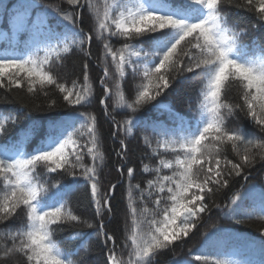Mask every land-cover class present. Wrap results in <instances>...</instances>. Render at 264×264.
<instances>
[{
  "label": "snow or ice",
  "instance_id": "snow-or-ice-1",
  "mask_svg": "<svg viewBox=\"0 0 264 264\" xmlns=\"http://www.w3.org/2000/svg\"><path fill=\"white\" fill-rule=\"evenodd\" d=\"M226 4L253 13L264 23V0H58L46 5L35 21L28 11L38 7L34 3L22 5L13 16L17 31L28 33L31 44L23 51H0V89L45 98L54 89L70 107L90 105L95 93L89 63L83 64V82L72 80L71 84L62 81L52 66L62 65L73 50L91 60L95 39L102 45L97 67L103 73L99 84L104 98L99 102L113 123L114 139L118 134L133 135L140 124L137 113L146 105L169 107L158 98L178 78L200 80L195 107H189L196 114L193 120L179 117L170 128L144 125L151 128L150 135L142 136L148 150L145 158L155 163L142 160L141 172L151 178L143 187L133 184L136 169L126 168L128 205L121 245L104 232L100 220L105 245H112L106 264H153L159 252L186 241L212 207H221L213 197L229 188L230 181L247 180L248 170L264 164V135L248 132L239 123L243 114L264 133V46L254 44L249 51L241 42L246 30L227 23ZM84 10L92 20L87 32L79 26ZM129 77L131 96L121 86ZM107 81H112L111 87ZM233 91L235 97L230 95ZM108 98L113 99L115 115L108 111ZM56 103L49 100L48 109ZM116 115L123 119L117 120ZM16 122L11 114L0 115V136ZM127 152L125 139L119 138L116 156L126 162ZM104 160L97 117L89 112L75 115L63 131L47 135L31 151L20 144L0 146V225L20 220L18 227L0 229V264H78L71 258L75 253L65 251L54 236L64 225L92 228L93 224L74 213L65 199L69 186L52 175L83 178L90 187L95 217L110 216L117 185L101 192ZM116 170L125 175L123 163ZM254 191L255 186L249 185L234 192L224 206L227 215L241 214ZM242 214L246 219L264 220V190L258 206L253 204ZM80 235L74 232L70 238ZM261 235L264 247V231ZM193 260L241 264L203 253Z\"/></svg>",
  "mask_w": 264,
  "mask_h": 264
},
{
  "label": "trees",
  "instance_id": "trees-1",
  "mask_svg": "<svg viewBox=\"0 0 264 264\" xmlns=\"http://www.w3.org/2000/svg\"><path fill=\"white\" fill-rule=\"evenodd\" d=\"M19 1L22 0H0V32L3 29L9 31L8 42L10 46H17L25 50L23 44L17 40L19 34L15 32V26L11 22L13 10L15 5H19ZM26 4H35L38 7H34V15L40 10H45L46 5L56 4L58 0H24ZM67 8V5H63ZM225 11L228 15V25L238 26L245 29V34L241 36V42L248 45L251 52L253 45L264 46V23L258 22L253 13L240 8H236L233 5H225ZM33 20V19H32ZM51 23L55 24V20ZM92 20L86 10L81 13V22L79 26L86 32L89 31ZM24 33V32H23ZM28 40L31 42L28 33H25ZM14 37V38H12ZM114 45L119 47V43L114 41ZM102 45L93 39L91 44L92 59L88 60L82 52L79 50H73L68 54L63 61L62 65L53 64L52 70L61 78L62 81H66L71 84L72 80H79L83 82L82 69L83 64L87 61L89 63V78L94 89V96L90 105L86 107H70L62 100V97L54 89L49 90V97L45 98L42 95L33 97L29 96L23 91L13 90L11 93H7L4 89H0V110L8 111L12 109L13 116L17 118L15 124H10V129L23 128L30 122L37 121L42 122V126L35 127L36 131L43 128L48 122L58 118L59 114L66 113L71 115H77L80 112H89L97 117L98 131L100 133L102 148L105 154L103 170L101 169V192H108L112 184H116L113 196L110 201L113 211L112 214L105 215L103 218L95 217V205L91 200L90 187L86 184L83 178L76 179L74 184L76 189L72 188V193L68 194L65 199L68 200L69 207L75 214L81 216L82 219L88 220L93 224L92 228H88L84 225H64L58 230L54 236V239L60 243L61 247L67 251L75 253L71 258L78 262V264H106L108 249L112 246L111 242L105 245L103 234L99 230L100 220L104 222V232H107L116 240L117 245L123 243L125 237V219L127 215V176L126 168L134 167L136 169L135 179L133 184L141 183L143 187L144 181L150 179L151 176L141 172V162L154 164L155 161H149L145 158V153L148 151L143 143L142 136L144 134H151V128H145V124H157L164 127H172L175 119L179 117L185 120L191 121L196 115L189 110L190 105L195 107V102L201 87L199 78L197 79H183L178 78L166 91V94L159 97L158 100L169 105V109H156L152 105H146L137 113V118L140 121L139 127L133 130L131 137L119 136V138L125 139L127 145V161H121L115 154L119 149V138L114 139L111 133L114 131L113 123L109 116L104 114V106L100 104V99L104 98V93L99 79L102 76L101 68L97 67L98 57L100 56ZM190 75V74H189ZM109 86H112V81H107ZM122 88L129 96L132 94L133 81L131 78H127L125 82H122ZM232 97L236 96V92L230 93ZM55 99L57 101L54 109H48L47 103L49 100ZM108 104V111L110 114L115 115L112 112L113 99L108 98L105 100ZM117 120L123 119L122 115H116ZM79 123V122H78ZM236 121L233 122L235 126ZM239 123L245 128L246 131L255 133L256 135H264L258 128L253 126L247 120L243 119V114H240ZM125 166V175L120 176L117 172V167L121 164ZM248 179L243 177H235L230 181V186L227 189L222 190L213 197L215 204L221 205L219 209L212 207L211 212L204 216L200 221L198 227L194 230L190 237L183 243H177L172 248L162 250L159 252L153 264H197L193 260L195 252L199 251L200 247L204 246L206 252L204 254L218 256L221 259L236 260L231 257L232 252H236L241 256H257L259 260L264 259V252L252 251L250 254L243 253L242 249L244 244H248L246 241H255L258 246H261L262 231H264V220L257 219L253 216L252 219H246L243 216V210H251L253 204L258 206L260 192L264 190V164L257 163L254 168L248 170ZM61 176L52 175V179H62ZM70 178V177H65ZM249 185L255 186V191L250 198L245 201L241 214L236 218L227 215L228 209L224 207L232 194L241 190V186L247 188ZM258 197V200H257ZM151 206V205H149ZM241 219L242 223H236V219ZM20 220L13 219L6 221L3 225H0V229L7 227H18ZM74 232H80L82 235L75 239L70 237ZM261 250V249H259ZM237 261V260H236ZM250 262V261H249ZM22 264V261H21ZM242 264V263H241ZM244 264V263H243Z\"/></svg>",
  "mask_w": 264,
  "mask_h": 264
}]
</instances>
